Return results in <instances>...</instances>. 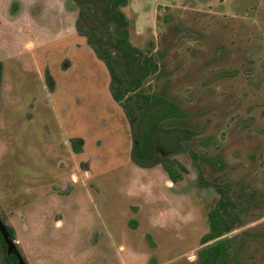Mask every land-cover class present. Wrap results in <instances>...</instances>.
<instances>
[{
	"label": "rangeland",
	"instance_id": "374dc122",
	"mask_svg": "<svg viewBox=\"0 0 264 264\" xmlns=\"http://www.w3.org/2000/svg\"><path fill=\"white\" fill-rule=\"evenodd\" d=\"M120 11L159 67L143 92L176 105L192 134L172 141L186 172L172 183L132 162L134 104L112 100L74 0H0V220L17 250L26 264H198L219 188L235 205L231 263L264 264V0H127Z\"/></svg>",
	"mask_w": 264,
	"mask_h": 264
},
{
	"label": "trees",
	"instance_id": "16d2710c",
	"mask_svg": "<svg viewBox=\"0 0 264 264\" xmlns=\"http://www.w3.org/2000/svg\"><path fill=\"white\" fill-rule=\"evenodd\" d=\"M79 10L76 21L77 32L86 38L88 45L106 65L110 75V89L112 99L122 104L133 102L128 113L132 130V162L141 168H152L161 165L168 179L175 182L180 178L185 169L171 156L179 153L181 148L174 146V140L189 141L191 132L182 125H177L179 109L171 101L156 94L143 92V81L158 72L159 67L154 59L144 56L129 41V22L120 11L125 7L127 0H74ZM96 10L100 13L99 22L101 28L110 33L101 35V30L93 27L84 30L82 22L85 17L91 16ZM87 20V19H86ZM90 21H93L90 19ZM96 23V22H94ZM121 63L123 76L118 74L116 66ZM2 78V63L0 61V85ZM49 85L51 78L46 76ZM52 86V85H51ZM170 141V143H168ZM82 140H72V148L75 153L80 152ZM178 146V147H176ZM208 162L214 163L211 159ZM224 194V193H223ZM235 205L231 200L223 196L218 206L208 213L209 232L201 239L206 244L197 258L198 264H232L231 245L226 234L232 231L236 221H227L231 216L228 207ZM235 220H238L236 218ZM10 238L13 239V229L7 228ZM0 250L3 253L2 264H18L15 256L6 255V246L0 236Z\"/></svg>",
	"mask_w": 264,
	"mask_h": 264
},
{
	"label": "water",
	"instance_id": "95a60500",
	"mask_svg": "<svg viewBox=\"0 0 264 264\" xmlns=\"http://www.w3.org/2000/svg\"><path fill=\"white\" fill-rule=\"evenodd\" d=\"M0 234L3 238V242L6 246V255L8 256H15L17 259L18 264H26L24 259L22 258L21 254L17 250L16 244L14 241L10 238V234L7 231L6 227L0 220Z\"/></svg>",
	"mask_w": 264,
	"mask_h": 264
},
{
	"label": "flooded vegetation",
	"instance_id": "af4514ba",
	"mask_svg": "<svg viewBox=\"0 0 264 264\" xmlns=\"http://www.w3.org/2000/svg\"><path fill=\"white\" fill-rule=\"evenodd\" d=\"M85 39H86V38H85ZM86 43H87V40H86ZM87 44H88V43H87ZM89 47H90V46H89ZM90 48H91V47H90ZM91 49H92V48H91ZM92 50H93V49H92ZM94 53H95V52H94ZM96 56H97V55H96ZM97 57H98V56H97ZM98 59H99V58H98ZM99 60H100V59H99ZM100 61L103 62L102 60H100ZM103 64H104V62H103ZM104 65H105V64H104ZM105 67H106V65H105ZM106 69H107V67H106ZM107 71H108V69H107ZM108 74H109V72H108ZM109 76H110V75H109ZM110 82H111V80H110ZM47 84H49V83L47 82ZM111 98H112V96H111ZM112 100H113V99H112ZM113 101H114V100H113ZM180 152H181V151H180ZM180 152H179V153H180ZM217 162H218V161L216 160L215 163H217ZM160 166H161V165H160ZM181 166H182V165H181ZM138 167H139V166H138ZM154 167H155V166H154ZM140 168H141V167H140ZM152 168H153V167H152ZM162 169H163V168H162ZM184 169H185V168H184ZM164 172H165V171H164ZM185 172H186V169H185L183 172H181L180 178L182 177V175H183ZM165 174H166V172H165ZM166 176H167V174H166ZM167 177H168V176H167ZM180 178H179V179H180ZM179 179H178V180H179ZM168 180H169V179H168ZM178 180H177V181H178ZM169 181H170V180H169ZM170 182H171V181H170ZM172 183H173V182H172ZM217 192L219 193V195H220L221 197H222V195L228 197L227 194H226L227 192H225V190H221V189L219 190V188H217ZM223 193H224V194H223ZM217 206H218V205H217ZM2 223H3V221H2ZM3 224H4V223H3ZM4 226H5V225H4ZM5 227H6V226H5ZM6 229H7V227H6ZM7 231H8V230H7ZM0 236H1V234H0ZM1 238H2V236H1ZM2 240H3V238H2Z\"/></svg>",
	"mask_w": 264,
	"mask_h": 264
}]
</instances>
